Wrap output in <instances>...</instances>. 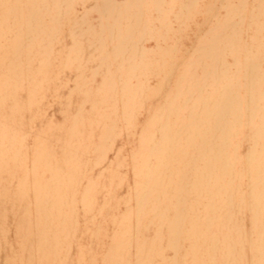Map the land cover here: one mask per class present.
<instances>
[{"label": "bare ground", "instance_id": "bare-ground-1", "mask_svg": "<svg viewBox=\"0 0 264 264\" xmlns=\"http://www.w3.org/2000/svg\"><path fill=\"white\" fill-rule=\"evenodd\" d=\"M247 1H220L225 17L216 19L208 37L198 39L171 95L142 128L133 154L135 210L129 207L120 217L101 264H245V247L250 264H264V48L241 56L250 48L242 37L245 20L248 26L262 24L264 0L251 11ZM197 2L0 0V33L11 35L6 37L11 50L0 59V264H78V258L94 256L93 247L81 244L77 235L81 220L91 223V238L100 233L96 219H88L99 183L87 171L102 163L112 147L119 133L118 110L127 126L133 122L146 88L141 76L163 72L173 36L188 27ZM79 3L83 10L75 13ZM91 12L97 13L95 20ZM65 22L71 43L54 71L53 46L60 42ZM145 38L155 39L157 48L143 49ZM33 44L43 48L35 66L27 53ZM225 53L233 56V72ZM65 70L73 73L74 84L61 96L59 112L64 117L71 105L75 111L40 129L28 157L25 137L32 123L22 120L20 108L38 107L45 85L61 80ZM95 75L103 77L97 87L92 86ZM223 75L228 80L219 85ZM24 86L27 95L19 100ZM74 95L79 97L75 103ZM85 101L90 102L88 113L82 109ZM96 126L100 135L94 141ZM239 135L249 141L242 159L234 152ZM187 147H195V153L176 173H168L164 161ZM238 158L245 182L239 208L251 214L249 232L234 220ZM120 165L117 156L116 168ZM40 167L49 178L39 174ZM166 178L172 179L174 192L163 208L157 186L166 184ZM202 200L203 213L195 210ZM156 219L153 238L140 239L141 229ZM184 240H189L186 247ZM131 246L135 252L130 258ZM167 249L171 257L165 256Z\"/></svg>", "mask_w": 264, "mask_h": 264}, {"label": "rangeland", "instance_id": "rangeland-1", "mask_svg": "<svg viewBox=\"0 0 264 264\" xmlns=\"http://www.w3.org/2000/svg\"><path fill=\"white\" fill-rule=\"evenodd\" d=\"M149 2L152 0H148ZM179 2H186L187 0H168ZM221 0H198L195 5V9L190 14L189 22L186 24L188 27L184 29H180L177 31L172 39V42L168 48L166 58L167 61L164 63V70L160 74H149L146 76H141V78L146 79L145 82V90L142 96V102L139 107H137L135 111V116L133 118V122L130 125H126V123L122 120L120 116V110H118L116 121L119 133L116 138H114L112 147H110L105 152L104 160L102 163L98 165H94L93 168L90 167L89 171H87V175L93 179H97L99 183L98 190L95 195V208L94 210L88 214V219L91 221L92 219H96V222L99 223L100 233L99 236L94 239L89 235V231H87V226L91 227V223L85 225V222L81 220V227L77 232V235L80 237L81 244L83 245H91L94 250V256L91 257L90 260H85L83 258H78V264H101V258L105 254L108 246L110 245L114 234L120 228V217L128 212L129 207L135 210V202L132 199L133 188L135 186V166L137 165L135 159V155H133L137 148L140 146V133L142 128L147 125L148 120L151 116L156 113L166 102L169 95H171L174 90L175 85L177 84V79L179 78V71L182 68V64L187 62L189 56L191 55L197 41L201 36L203 39L208 37V31L214 25L216 19H222L226 15V7ZM239 0H230V5H236ZM259 0H248L247 8L251 11L258 3ZM87 5V4H85ZM84 4L79 3L75 6V13H80L83 10ZM170 17L172 14L169 13ZM91 19L95 20L97 18L96 12L90 13ZM248 20H245L243 27V39L245 42H248L249 50L241 53H255L257 50L260 51L264 48V19L261 18L262 24L259 27L248 26ZM172 27L177 28V22L175 19H172ZM63 33L61 35V40L55 46H53V67L54 71L56 67L60 64V60L65 57L68 48L70 47L71 38L68 33V25L65 22L62 27ZM6 37L8 39L11 38V35H2L0 33V43L6 46H0V59L5 58L6 53L11 50V46H7ZM143 49L146 51H153L157 48L156 40L153 38H145L143 41ZM247 45V44H246ZM86 48L88 46H85ZM28 49V48H27ZM89 51V50H88ZM43 52L42 46H29L28 52L30 56H32L33 65L35 66L38 62V57L42 55ZM170 52V53H169ZM225 63L229 65L231 71L233 72L236 67L233 64V56L229 53L224 54ZM66 74L61 76V80H52L47 85H45L44 89V97L40 101L39 106H33L32 110H28L27 108H20V112H22V120L25 122L32 123L31 131H28V134L25 137V145L28 150V157L32 152V148L35 145L39 134L40 129L46 126L47 123H51L52 125L61 123L65 120L64 117L69 118L74 111L75 105H71L69 107L68 113L63 117L59 112V103L62 100L65 93L69 90L70 87L73 86L74 75L72 72L65 70ZM1 79V78H0ZM103 77L101 75H95L92 77V86L97 87L101 84ZM228 80V75L221 76V81H219V85L224 84ZM136 83V78L133 77L132 84ZM209 92L211 88H208ZM27 87L24 86L18 91L19 100H24L26 97ZM118 96V94L116 95ZM119 99V96L117 97ZM79 97L74 95L73 103L77 102ZM120 101H118L119 103ZM9 103V102H8ZM7 103V104H8ZM90 102L85 101L82 103V109L85 113L90 111ZM262 122V121H261ZM260 122V123H261ZM262 124L256 128L255 130L261 129ZM254 130V133H255ZM100 135L99 126L94 127L93 129V140L97 141ZM239 141L238 147L234 150L239 157L242 159L249 148V141L244 140L242 136H237L236 138ZM195 147H187L186 150L179 152H172L171 156L164 161V168H166L168 173H176L180 166L183 164L184 159H190L195 153ZM85 158L89 153L84 154ZM117 156L121 159V165L116 168ZM172 159V160H170ZM29 162V158H28ZM170 162V165H169ZM30 166V164H28ZM169 165V168L167 166ZM235 167L237 169L238 177L234 178V191H235V212H234V220L238 222L243 228L244 232L250 231L251 227V214L249 210L241 211L239 208V197L240 193L245 189V182H242V171H243V163L238 161L235 163ZM39 174L43 177L49 178V172L46 168L40 167ZM121 177L118 176V174ZM166 172V173H167ZM120 178L122 180H120ZM166 184L157 186L159 190L158 194L160 195V206L164 208L165 206V198L171 197L174 192V188L172 184L171 178H166ZM82 184H85V177L83 178ZM82 190V186L80 191ZM111 196H114L113 199ZM107 203L109 206H107ZM205 202L203 200L200 203L195 204V210H201L203 213V207ZM106 207V208H101ZM98 209H102V212H99ZM133 221L134 218L132 219ZM155 223L147 225V227H143L139 233L140 239H151L155 235L156 229L158 227V221L154 220ZM134 224V222H132ZM232 224L229 226L231 227ZM229 226H226L227 228ZM135 227V224L132 225V230ZM165 238V235L164 237ZM92 242V243H90ZM90 243V244H89ZM183 246L186 247L189 245V240L183 241ZM135 252L134 246H131L128 250V256L131 258ZM73 256L77 255V250L74 248ZM173 255L172 250L167 249L165 251L166 257H171ZM250 256L251 252L248 247H245L242 252L243 262L245 264H250Z\"/></svg>", "mask_w": 264, "mask_h": 264}]
</instances>
